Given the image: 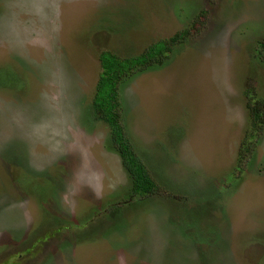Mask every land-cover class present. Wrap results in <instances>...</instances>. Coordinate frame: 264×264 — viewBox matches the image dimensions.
I'll use <instances>...</instances> for the list:
<instances>
[{
	"label": "rangeland",
	"instance_id": "374dc122",
	"mask_svg": "<svg viewBox=\"0 0 264 264\" xmlns=\"http://www.w3.org/2000/svg\"><path fill=\"white\" fill-rule=\"evenodd\" d=\"M180 32L118 85L140 197L92 117L99 55ZM257 40L264 0H0V264H264Z\"/></svg>",
	"mask_w": 264,
	"mask_h": 264
},
{
	"label": "trees",
	"instance_id": "16d2710c",
	"mask_svg": "<svg viewBox=\"0 0 264 264\" xmlns=\"http://www.w3.org/2000/svg\"><path fill=\"white\" fill-rule=\"evenodd\" d=\"M186 32L174 34L168 40L159 41L148 45L140 54L132 57H120L114 53L106 55L105 51L99 55L101 74L96 86V92L92 99V117L95 120L103 121L107 124L110 139L116 147L121 159L122 167L129 177L130 191L140 197L157 194V185L150 175L147 166L132 149L131 142L126 136V131L122 125L120 104L118 100V85L131 73L137 70L147 69L153 65L162 64L166 58V53L172 50ZM256 44L263 48L261 54L256 57L260 63H264V40L256 41ZM258 62V64H260ZM257 71V67L254 68ZM261 70V69H260ZM254 74V73H253ZM244 103L251 113V118L258 121L264 117V97L258 95L256 89L245 86ZM254 129H256L254 127ZM247 152L246 154H248Z\"/></svg>",
	"mask_w": 264,
	"mask_h": 264
}]
</instances>
